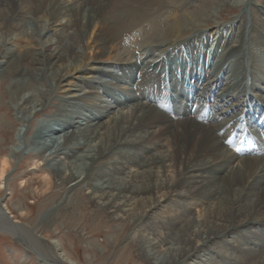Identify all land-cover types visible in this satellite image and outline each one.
<instances>
[{"label": "bare ground", "instance_id": "obj_1", "mask_svg": "<svg viewBox=\"0 0 264 264\" xmlns=\"http://www.w3.org/2000/svg\"><path fill=\"white\" fill-rule=\"evenodd\" d=\"M183 1L0 0V81L18 106L32 103L25 121L45 101L34 100L18 63L51 87L73 80L37 136L42 150L25 154L44 159L35 171L45 193L52 173L64 201L84 189L98 217L126 225L139 264H264V38L254 35L264 23L207 35L199 30L211 8L168 10ZM257 5L264 15V0ZM25 10L35 35L19 18ZM101 73L110 81L94 84ZM255 74L258 96L246 91ZM21 152L0 149V188ZM62 203L58 213L73 210ZM6 212L0 204V228L41 254L38 264L72 263L59 242L37 239Z\"/></svg>", "mask_w": 264, "mask_h": 264}, {"label": "rangeland", "instance_id": "obj_2", "mask_svg": "<svg viewBox=\"0 0 264 264\" xmlns=\"http://www.w3.org/2000/svg\"><path fill=\"white\" fill-rule=\"evenodd\" d=\"M188 1L184 0L182 4L176 2L179 5L171 6L172 8L169 7L168 10L175 9V12L179 11V13L186 14L194 12L200 4L210 7L211 11L206 15L207 18L202 20V26L199 30L207 33V35L214 30L215 26L220 25L225 30L228 27L227 25L232 22L236 24L235 30L237 29L241 33H244L252 25L251 21L264 23L263 11L257 5H261L263 0H253L256 5L252 6V8L246 6L247 0H221L223 1L221 4L218 3L220 0H194L187 7L189 5L187 4ZM259 9L262 11L261 13ZM27 13L29 14L30 10H25L22 13L23 16L19 18L24 20L28 15ZM28 20H24V24L35 35L38 29L37 25L32 20ZM251 32L253 33V31ZM254 35L255 38L257 36L262 40L264 38V30L262 32L261 28L256 29ZM206 38L209 41V37L207 36ZM244 39L247 42L250 38L247 36ZM213 46L214 43H212L211 49ZM208 47L209 45L207 44L205 48ZM248 47L246 43L244 48L247 49ZM200 62H197V70L200 67V65L198 67ZM18 67L20 68H18L20 74L17 75L25 82L27 90L34 94V100L45 101V105L43 110L34 113L32 117L24 121V115L21 110L24 112L28 111L32 103L29 102L18 106V96L20 95L9 90L7 87L8 80L0 81V149L3 152L5 151L6 154L14 149L18 150L21 148L22 150L19 157L11 159V169L6 173L7 178L0 188V204L8 208L9 213L6 212L8 220L17 222L19 227L29 230L32 236L37 239L41 240V237H46L59 242L66 258L72 260V263L67 262V264H139L136 260L135 250L125 247L128 244V241H126L128 227L122 225L115 230L116 226L113 223H105V215L98 217V212H94L92 204L87 199L88 193L86 190H79L73 194V197L71 195L64 201L65 190L55 185L54 174L49 173L48 178L52 184L50 189L52 193L47 196L50 190L47 193L44 192L46 186L40 180V172L35 171L38 166H43L44 159L38 162L28 159V155L26 156L27 147L28 150H34L33 155L38 151V148L42 150V147L37 145V136H43L46 124L51 122L50 116L55 113L54 107H56V104L61 102L63 97L68 98L75 89L73 85H70L73 80L66 82L68 84L65 83V85L60 87H51L48 78L46 76L44 78L38 71H36L38 76L35 74V76H30L27 70H22L23 66L20 63H18ZM111 70H113L115 75H119V72L114 68H111ZM246 72L247 74L249 73L248 63ZM92 77H94L91 79L92 82L97 85L104 81H110L106 73L95 74ZM254 77H256L255 88L251 86L246 91L249 94L258 96L260 94L257 89V86H259L257 85L258 77L256 74ZM74 81L77 85L83 86L79 81ZM260 81L262 88H264V79ZM250 82L252 83L251 79L248 83L250 84ZM97 90L100 92L98 86ZM117 93L114 92V94ZM252 107L255 109V103L252 104ZM82 110L89 111L88 107H82ZM16 144L19 148L15 146ZM249 156L252 157V154H249ZM80 196L82 198L81 205L77 204ZM62 201L61 206L64 204L70 205V207L74 205L73 210L68 208V210L58 213V209L55 208ZM14 207L18 210L13 209ZM19 210L26 212L27 216L21 217ZM68 212L73 213V216L70 217ZM52 234L55 235L53 236ZM44 242L46 243L45 240ZM42 258L41 254L33 252L10 233L0 228V264H38V261L42 260Z\"/></svg>", "mask_w": 264, "mask_h": 264}]
</instances>
